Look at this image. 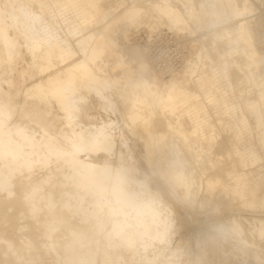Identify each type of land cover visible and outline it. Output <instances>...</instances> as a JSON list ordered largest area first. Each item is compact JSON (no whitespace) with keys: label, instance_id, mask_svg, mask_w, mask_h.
I'll list each match as a JSON object with an SVG mask.
<instances>
[{"label":"bare ground","instance_id":"bare-ground-1","mask_svg":"<svg viewBox=\"0 0 264 264\" xmlns=\"http://www.w3.org/2000/svg\"><path fill=\"white\" fill-rule=\"evenodd\" d=\"M236 1L240 3L229 7L225 2L224 7L219 0H178L177 4L138 0L116 11L109 0H0V100L14 108L11 92L19 94L21 88L14 67L25 60L22 77L31 86H26L22 110L15 112L35 132L62 133L51 131L43 113L56 109L65 124L63 132L74 129L86 146L97 142L108 150L88 153L97 160L115 150L118 138L130 148L124 138L128 128L143 143L141 160L171 188L183 210L208 213L214 199L230 191L248 196L247 205L255 208L260 195L243 187L250 173L241 166L258 161L253 149L252 157L246 158L252 148L245 143L253 129L249 115L255 117L264 143V50L258 47L259 32L252 28L256 20L252 0ZM53 6L58 13H53ZM25 15L39 20V31L29 32L20 23ZM234 18L236 24L217 28ZM165 27L185 50L181 66L168 67V72L147 53L150 43L136 38L139 31L152 34ZM222 45L231 62H222L221 67L210 49L220 51ZM5 66L11 69L6 78ZM229 66L239 70L233 78ZM69 76L80 85L78 120L68 119L64 102L47 92L51 82ZM234 83L242 87L246 111L239 110L243 104L231 102L227 93ZM206 100L223 119L224 137L215 132L214 122L208 123V115L202 117ZM93 109L116 112L119 117L98 125L88 121ZM239 111L240 120L231 122ZM60 160L56 152L47 162L21 166L10 158L7 167H0V264H158L148 252L154 242L169 239L173 222L164 208L150 198L132 196L105 210L100 198L92 195L96 189L90 170L79 168L73 174L59 167ZM226 175L238 185L232 187ZM100 213L107 222L92 227ZM246 226L234 216L213 224L241 264H264V217H254ZM163 264L173 263L168 258Z\"/></svg>","mask_w":264,"mask_h":264},{"label":"rangeland","instance_id":"rangeland-1","mask_svg":"<svg viewBox=\"0 0 264 264\" xmlns=\"http://www.w3.org/2000/svg\"><path fill=\"white\" fill-rule=\"evenodd\" d=\"M109 1L111 3L112 7L114 9H116V11H119L120 9H124L125 7L131 5L133 3V1H138V0H116L117 2L115 0H109ZM139 1L144 2V0H142V1L139 0ZM151 1L152 0H149V1L145 0V3L151 2ZM170 1L174 2L175 4L178 3V0H170ZM219 2L223 3L221 5H223L224 7H226V4L227 5L230 4L229 5V7H230V6H234L238 3H240L236 0H230V1L219 0ZM225 2H226V4H225ZM234 2H237V3H234ZM252 2L254 4V8H255L254 12L256 13V15H255L256 20H254L252 22V25H253L252 28L256 33H258V32L260 33V34L258 33V35H257V43H258V47L260 49L264 50L263 49L264 48V0H252ZM117 3H118V5H117ZM51 10L53 11V13H56L57 11H59V9H57L55 6H53V8ZM66 12L69 15H73V14H71L72 11H66ZM233 20L237 22L238 18L230 19V21L218 24L217 25L218 27L217 26L216 27L222 28V27H224V25H227V24H236V22H234ZM255 21H256V23H255ZM61 25L63 26L62 28L65 31H67L65 24L62 22V20H61ZM141 28H144V26ZM145 28H147V27H145ZM165 28H167V27H165ZM213 29H214V27H213ZM130 32H134V28H131ZM203 32L204 31H201L200 33H203ZM260 35H261V37H260ZM119 40L123 42L124 36L122 34H119ZM226 52H227V48L225 45H222V48H220V51L217 50L216 48L210 49V54H211L212 59L213 60L215 59L214 60L215 64H218V65L220 64L221 67H222V65H221L222 62H229V63L231 62V56L228 55V53H226ZM227 59H229V60L227 61ZM19 63L14 67L15 68L14 74L18 77V79H17L18 87L21 85L20 92H19V94H17L16 91L11 92V93H13L11 95L13 107L18 113H20V111L22 110L21 103H24L27 101L28 95L26 92V89H27L26 86L27 87L31 86V83L29 81L23 80V77H22V70L27 67V62L25 60H21ZM235 69H236V67H233V66L230 67L229 66V70H231L230 72H231L232 78H233V73L237 71V69H236V71H235ZM232 70H234V71H232ZM237 72H239V70ZM10 74H11V69L9 67L5 66V69H4L2 76L4 78H6V77L10 76ZM26 82H28V83H26ZM238 86H239L238 84L234 83L232 86L228 87L227 93L229 94L231 102H233L236 105L243 104L242 106H238L239 110L243 109L244 111H246L247 106L244 102H242V100L240 98V90L242 87L240 85L239 88L240 87L241 88L238 89ZM2 93H3V91H2ZM253 95L255 96L256 93H254V94L252 93V95H251L252 99H254V98L256 99V96L253 97ZM20 99H21V101H20ZM204 99H206V98H204ZM29 107H31L32 109L35 108V107L30 106V105H29ZM26 109L29 111L32 110V109H28L27 107H26ZM206 109H207V111H204L205 108L202 110L203 114L201 111L202 117H203V115L205 117H206V115H208V116L210 115L209 117L207 116V119L209 118L208 120L211 119L210 121L207 120L208 123L214 122L212 124H216V125L213 126L211 124V126H213V128H215V129L217 127V130H215V132H217V133L222 132L221 136L224 137L225 132L223 131V123H222L223 119L219 120V117H220L219 114L217 112H215L216 110L211 105H209V103H207V100H206ZM43 113L45 115V118L48 119V123L52 127L51 128L52 132L56 133V132L62 131V129L65 127V124L61 120V117H60L61 114L58 110L50 109V110H46ZM90 115L93 117H92V119L91 118L88 119V121L92 122V123H94L96 121L95 123L98 125H102V123L105 119H108V118L116 119L119 117V114L116 112H107L106 113V111L101 110V109H95V110L93 109V111L91 110ZM241 115H242L241 111L237 112L236 116L234 114L233 118H231V122H232V119L233 120L235 119L233 122H238V120H240V118H241ZM205 117H203L204 120L206 119ZM17 118H20V116L17 115ZM249 119H250V122H251L253 129L251 130L250 134L248 135V139L245 140V143L247 145L251 144L250 146L252 148L247 149L246 158L249 160L248 157H250V158L252 157L253 151L254 152L257 151L255 153L258 155V161L254 162L251 165L248 164L249 166L248 165L247 166L242 165L241 168L244 172H246L248 174L250 173L248 176V180H249L250 175H251L250 180L249 181L247 180L245 183L246 185L244 184L243 187L244 188L248 187L249 190L254 189L258 193L257 195H260V196H258L257 206L255 208H252V207L250 208V206L247 205L248 196L244 197L237 192L234 193L233 191H230V193H227L228 195L227 194H225V195L221 194V198H218L220 196H216L215 198H218L217 200H219V201L214 199V202L216 201L215 203H217V205L214 202H212L214 204L211 203L210 204L211 206L209 205L207 207V209L209 210L208 213L205 211L202 212L199 210L193 211L191 209H184L183 210V208H180L177 205V201H176L174 195L172 194L173 191L171 190V188L167 184L163 183V180L160 179L159 176L156 174V178L153 180V188H154V190L159 192V196L157 197V200L155 201V203L158 206H161L162 208H164L165 214L170 218L171 222H173V225L171 228V233H170L168 241L162 242L163 244L156 241L153 243V245L149 249L148 256L150 258H154V259L156 258V262L158 264H163L164 262L167 261L168 258L171 260V262L173 264H241L239 262V260L233 256V253L231 252L232 251V245L229 242H226L222 235L217 234L215 228L213 227V224L220 222V221L225 222L228 218H231L234 216V217H237L241 222H243L245 224V226L247 225L246 226L247 228H249L252 218L264 217V147H263L264 143L262 141H260L261 137H262L261 131H259L258 129L255 128V125H256L255 117L249 115ZM220 121H222V122L220 123ZM127 129L128 128L124 129V138L128 141V145L130 146V148L126 147V145H123L121 140L118 138V145L115 148V150H112L110 152V154L115 156V157H119L121 154L126 153L127 151L131 150V151H133L132 154L136 158L141 160V153L144 151L143 143H141L140 141L138 142L137 137H135L130 131H128L129 129L128 130ZM135 138H136V140H135ZM133 141H137V143L134 142L137 146L134 145ZM241 146H242V144H241ZM250 146H248V148H250ZM252 149H253V151H252ZM247 155H249V156L247 157ZM100 158L104 159L106 157L100 155ZM222 166H224V165H222ZM196 170H197V171H195L196 173L200 172L198 167L196 168ZM230 175H226V176L230 177ZM227 180H228V182H231L232 187H235V185H238V183H239L235 179L231 180V177L228 178ZM249 183L251 184L250 186H249ZM233 209L235 211L237 209V211L235 212ZM242 216H243V218H242ZM219 219H220V221H219ZM211 221L212 222L215 221V223L214 222L211 223ZM160 250H161V252H159ZM175 254H178V255H176L178 257H176ZM251 262H253V260H251ZM152 264H155V262Z\"/></svg>","mask_w":264,"mask_h":264},{"label":"clouds","instance_id":"clouds-1","mask_svg":"<svg viewBox=\"0 0 264 264\" xmlns=\"http://www.w3.org/2000/svg\"><path fill=\"white\" fill-rule=\"evenodd\" d=\"M20 23L29 31H39V20L27 15ZM46 31V30H45ZM80 85L75 77L55 80L47 86V92L53 99L64 102L68 119L78 120L81 109L77 106ZM69 128L71 126L69 125ZM57 136L60 138L58 139ZM108 151L101 144L92 142L85 145L80 133L73 130L57 135L35 132L17 118L15 109L0 100V167H7L10 158L21 166L26 163L47 162L52 154L59 152V167H67L73 174L79 168H88L96 191L92 193L102 201L105 210L115 207L132 196H142L157 200L159 192L153 188L156 174L142 160H137L131 150L115 157L109 154L104 159L92 160L88 153ZM103 213L96 216L92 227L106 223Z\"/></svg>","mask_w":264,"mask_h":264},{"label":"built area","instance_id":"built-area-1","mask_svg":"<svg viewBox=\"0 0 264 264\" xmlns=\"http://www.w3.org/2000/svg\"><path fill=\"white\" fill-rule=\"evenodd\" d=\"M136 38L142 44L150 43L147 45V53L164 71L168 72V67L173 69L181 66L182 52L185 50L176 44L173 33L168 28L152 34L142 30L136 33Z\"/></svg>","mask_w":264,"mask_h":264}]
</instances>
